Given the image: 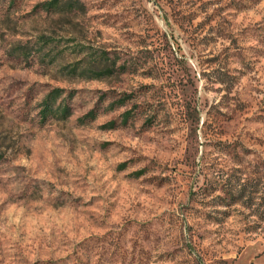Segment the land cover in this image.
<instances>
[{"label": "rangeland", "instance_id": "rangeland-1", "mask_svg": "<svg viewBox=\"0 0 264 264\" xmlns=\"http://www.w3.org/2000/svg\"><path fill=\"white\" fill-rule=\"evenodd\" d=\"M0 264H264V0H0Z\"/></svg>", "mask_w": 264, "mask_h": 264}]
</instances>
